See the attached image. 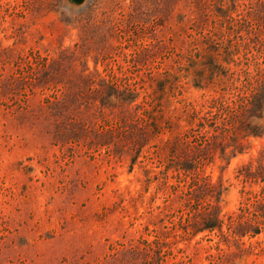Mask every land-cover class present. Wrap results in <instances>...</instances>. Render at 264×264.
<instances>
[{
    "label": "rangeland",
    "instance_id": "obj_1",
    "mask_svg": "<svg viewBox=\"0 0 264 264\" xmlns=\"http://www.w3.org/2000/svg\"><path fill=\"white\" fill-rule=\"evenodd\" d=\"M199 6L0 0V264H264V231L173 216L192 178L173 155L202 160L226 218L264 197L241 174L264 164V112L262 135L240 129L264 81V0Z\"/></svg>",
    "mask_w": 264,
    "mask_h": 264
},
{
    "label": "trees",
    "instance_id": "obj_2",
    "mask_svg": "<svg viewBox=\"0 0 264 264\" xmlns=\"http://www.w3.org/2000/svg\"><path fill=\"white\" fill-rule=\"evenodd\" d=\"M191 5H195L198 9H200L199 4L203 2V0H187ZM230 1L236 3L238 0H223ZM223 16H229L228 11H222ZM217 47V46H215ZM214 54L213 57H217V53H219V49L213 48ZM198 50V49H197ZM188 57L187 60L189 64L198 65L201 62L202 58L196 57L192 58ZM221 97L215 98L214 101L217 103ZM134 101V99H131ZM248 103L245 106L246 112L240 119L241 121V131L244 132V137L248 136H260L263 131H260V128L257 125H253L250 121L251 117L261 118L264 112V81L258 85L250 98L247 99ZM235 103V102H234ZM249 105V106H248ZM251 113V114H250ZM245 118L249 119V122L245 120ZM206 120L205 116L200 118V124H205ZM208 121V120H207ZM210 121V120H209ZM208 121V124L210 122ZM217 134V127L214 129ZM180 142H187V136L185 135L180 139ZM235 141H237L235 139ZM242 149V148H241ZM241 152L242 150H238L237 146H234L232 153L236 154L237 152ZM222 155L225 157L227 155L226 147H223ZM173 155L175 161L172 164L167 165V170L170 168H174L181 176H185V178L192 177L189 181L185 180L183 186L177 185L178 188L181 187L182 191L178 194L181 199V206L178 207L177 212L173 213V216H178L179 221L182 223L187 220V229L197 234L203 231H220L221 234H226L224 230V226H226V230L233 237L245 236L247 234H251V236H257L264 231V197L260 198L255 204L252 205L250 202L251 198H247V201L240 207L241 213L235 218L234 215L226 216L221 215V209L219 206V202L221 200L222 195V186L216 183H213L209 177L200 172V166H202V160L197 157H184L179 158ZM244 177V180L250 181L251 179L260 180L264 182V164L255 165L253 161L245 166L244 171L241 172ZM252 192L249 191L250 195ZM197 199H201L205 202V206L202 210H198V212L192 211L193 202ZM195 213L197 220L191 221L190 216ZM246 215V216H245ZM242 220V217H244ZM238 219V220H237ZM238 221V222H236Z\"/></svg>",
    "mask_w": 264,
    "mask_h": 264
},
{
    "label": "water",
    "instance_id": "obj_3",
    "mask_svg": "<svg viewBox=\"0 0 264 264\" xmlns=\"http://www.w3.org/2000/svg\"><path fill=\"white\" fill-rule=\"evenodd\" d=\"M72 4L80 5L85 2V0H69Z\"/></svg>",
    "mask_w": 264,
    "mask_h": 264
}]
</instances>
